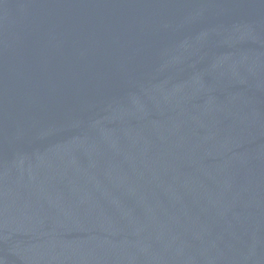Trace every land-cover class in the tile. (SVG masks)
I'll return each mask as SVG.
<instances>
[{
	"label": "water",
	"instance_id": "95a60500",
	"mask_svg": "<svg viewBox=\"0 0 264 264\" xmlns=\"http://www.w3.org/2000/svg\"><path fill=\"white\" fill-rule=\"evenodd\" d=\"M0 264H264V0H0Z\"/></svg>",
	"mask_w": 264,
	"mask_h": 264
}]
</instances>
